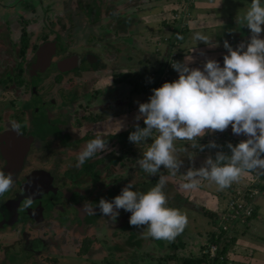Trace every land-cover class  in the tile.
I'll list each match as a JSON object with an SVG mask.
<instances>
[{"label": "flooded vegetation", "instance_id": "obj_1", "mask_svg": "<svg viewBox=\"0 0 264 264\" xmlns=\"http://www.w3.org/2000/svg\"><path fill=\"white\" fill-rule=\"evenodd\" d=\"M3 1L0 172L12 174L13 186L0 197V260L9 252L8 246L41 257L42 264L72 251L79 259L87 244L99 263L106 261L109 250L114 252V244L118 249L133 248L135 253L124 236L107 240V233L122 230L118 228L122 221L124 231L131 228L130 212L121 216L119 210L113 221L98 208L90 211L101 198L112 201L131 181L132 190L139 184L133 183L139 146L132 143L121 150L125 129H116L118 117L108 114L117 105L105 104L108 94L117 92L116 86L113 93L107 86L96 89L98 73L106 77L105 60L111 64L119 53L111 46L126 24L123 13L118 17L117 6L103 7L98 2L94 10L92 2L72 0ZM40 48L44 50L39 55ZM13 122L20 125V135L12 130ZM98 134L112 153L98 152L76 167L78 154ZM28 200L31 204L26 206ZM119 260L115 263L122 264Z\"/></svg>", "mask_w": 264, "mask_h": 264}, {"label": "clouds", "instance_id": "obj_2", "mask_svg": "<svg viewBox=\"0 0 264 264\" xmlns=\"http://www.w3.org/2000/svg\"><path fill=\"white\" fill-rule=\"evenodd\" d=\"M241 23L250 30V39L241 42L235 50L224 41L228 54L223 57V67L214 59H208L203 70L187 66L191 57H186L183 64L173 62L179 78L153 89L149 102L139 104L135 119H143L146 126L141 128L137 123L128 139L140 146L151 138V144L137 160L145 173L155 176L163 166L171 176H176L182 165L175 147L177 141L203 150L197 138L209 132H223L231 126L234 134H243L247 139L235 146L229 143L230 156L218 152L215 160L206 159L205 166L190 168L183 174L185 182L180 187L192 190L201 180H207L224 190L252 172L264 174V38H261L264 6L261 0H251ZM178 39L183 37L178 35ZM193 39L210 47L219 46L200 32ZM11 127L20 135L18 123L13 122ZM210 147H216L215 143H210ZM106 151L108 144L98 134L78 154L76 167L98 152ZM168 179L160 175L156 185L147 192L134 191L129 183L112 201L101 198L90 211L95 213L98 208L102 216L115 221L123 209L131 213V226L146 229L141 233L144 238L171 241L184 230L187 217L179 209L166 206L168 200L163 189ZM12 186V174L0 172V195ZM30 204L28 200L26 206Z\"/></svg>", "mask_w": 264, "mask_h": 264}, {"label": "rangeland", "instance_id": "obj_3", "mask_svg": "<svg viewBox=\"0 0 264 264\" xmlns=\"http://www.w3.org/2000/svg\"><path fill=\"white\" fill-rule=\"evenodd\" d=\"M5 1V0H4ZM3 1V2H4ZM92 2L93 9L95 10L98 3H103L101 6L113 5L117 6L118 12L117 16L119 17V12L123 13L124 18L126 20V24L123 25V29H126L125 35L119 37L118 40L113 41V45L111 48L117 49L119 52L117 55H113L116 57L109 63V60H105L106 62V77L103 74L98 73L100 76L99 80V87L96 89H100L101 86H107L108 90L110 91L115 86L111 83V73H134V72H150L152 74L153 70L157 67V63L168 61L166 58V54L169 51V46L165 45L161 42L160 37L162 36L166 38V34H170L168 32L178 31L179 36L183 33V39L186 38L187 41L193 40V36L196 32H200L204 35L209 36L210 38L214 37L216 39V44L219 46L216 48H224L223 44L224 41L227 40L231 47H236L241 42H247L250 39L251 33L250 30L243 26L241 23L243 15L246 13L248 7L251 4V0H222V7L219 9L218 12L222 13L223 15H227L226 19L228 20V26L225 27H215V28H208L205 30H189L188 31V24L192 18L193 13L188 11V7L186 5L180 4L183 2L182 0H72V2ZM59 2H66V0H59ZM197 2H206V0H197ZM262 6H264V0H261ZM100 5V4H98ZM95 7V8H94ZM227 11V12H226ZM153 14H152V13ZM226 12V13H225ZM151 14L153 18L151 19H144L141 16L144 14ZM140 18L138 19V17ZM121 22V21H120ZM167 24L171 26H167ZM264 27V26H262ZM183 29H186L185 31ZM204 29V28H203ZM4 30V29H2ZM174 33V32H173ZM181 33V34H180ZM261 38H264V33L261 34ZM159 44H156L157 42ZM184 46H186L184 44ZM157 51L159 53H157ZM157 53V54H156ZM97 56L101 60H103V56L101 54L96 53ZM178 60V59H177ZM97 68V66H92V69ZM112 71V72H111ZM110 73V74H109ZM153 76V75H151ZM93 77V76H92ZM89 79H93V78ZM159 78V77H158ZM172 78V79H171ZM179 78V73L176 72L174 75L167 74V80H177ZM87 79V80H89ZM95 81V79H93ZM172 81V82H173ZM142 84L138 85V92H135L133 95H129L130 87L124 84H120L116 86L117 90L114 94H108L107 101L105 104L108 106L113 105L115 103L117 106H113V108L108 110V114L112 117H118L115 121V128L122 127L127 128L129 124L136 123L137 120L135 117L139 113V104L149 102L147 97L141 93ZM111 93L113 91L111 90ZM115 100V101H113ZM131 102V108H135L131 114H127L124 111L127 110V103ZM138 111V112H137ZM122 116L123 120L120 118ZM140 121V120H139ZM38 124V123H37ZM27 130L31 133L30 126L27 127ZM228 134V139H223L222 136ZM224 133V134H223ZM219 136L220 140H217V143H224V144H238L240 141L247 139V137L243 134L236 135L232 132L231 126L223 132H211V134H207V136ZM230 136V137H229ZM205 137V136H204ZM200 140V138H198ZM152 141L146 142L147 145L141 144L136 150L134 156L136 159L142 158L143 151L146 150L147 146L151 144ZM198 145H202L200 142H197ZM181 145V147H179ZM175 147L177 148V156L178 159L182 161V165L176 174V176H171L167 169L163 168L160 169V172L155 176H150L149 174L145 173L137 164V161L134 163V168L138 167V175L134 176L133 183H139L135 186L134 191L138 192H147L149 189L154 187L158 182L159 176L164 175L169 177L166 186L164 187L163 191L166 193L167 196V207L179 209L184 215L187 217V225L184 228L188 232L182 231L179 235H177L171 241L165 240H156L152 238H144L141 233L146 229L137 228L135 226L130 225V229L124 231L125 228H122V223L118 227L122 229L114 230L110 233H107V240L110 241L111 238L114 236L122 237L124 239H129L130 246L134 247L136 250L135 253H132L133 248L128 247H121L117 248L115 245V250L112 252L111 250L108 251V255L106 257V261L98 262L97 258L92 257L94 253L91 255V250L89 249V245L87 244L84 248L86 252H83V255H80L79 259L74 258L73 251L65 253L63 256L57 259L56 257H52V260H47L46 264H117L115 260L119 258V262L122 264H156V260L158 258H162L166 255H170L173 253L172 244L176 242H184L187 244V249L181 251V255L189 256L190 254L194 255L195 250L199 251L200 246L203 245L205 241V234L212 229V225L210 223V218H208V214L214 213L216 214L217 219H219V225H222V222H226L228 220H232L231 216L228 217V204L231 200L228 199V194L224 192V190H220L218 186L210 181L205 183L207 186L205 189L208 191L209 199L213 200L216 203V206L219 207L220 211L214 209V206L209 200L203 197L202 192L203 190L200 188L195 189L191 193L188 194V199H185V196L182 195V199L180 200L178 196H176V188L175 185L171 182L178 180L179 178L181 181H184L183 174H186L187 169L192 163H189L191 159V155H194V161L198 156L202 157V155L207 159L208 150H201L200 147L194 148L185 141H177ZM145 148V149H144ZM186 149V150H182ZM205 159V160H206ZM131 166V167H133ZM205 166V165H203ZM194 169H199L200 167H192ZM145 174V175H144ZM255 175V172L254 174ZM248 176V175H246ZM252 178V177H251ZM142 180V181H141ZM243 180V181H242ZM248 181V180H247ZM238 182L242 184L241 187H244L243 184L247 186L249 182H246L245 179H240ZM132 183V181L130 182ZM145 183L146 185H142ZM251 183H253L251 181ZM170 186L175 189V192L170 189ZM181 190H183L181 188ZM204 191V190H203ZM185 192V191H183ZM8 191L5 192L0 197L7 195ZM213 194V195H212ZM221 196H220V195ZM258 192V199L254 200L253 203H257L260 201L262 205H264V196ZM216 195V198L214 197ZM202 196V197H201ZM189 209V211L187 210ZM218 209V208H217ZM127 211L123 209L120 210V215L125 216ZM219 213V214H217ZM121 219L119 217L118 222ZM129 221V220H128ZM257 221H260L259 219ZM244 220L235 221L233 224L241 230L243 226H247L249 223L244 224ZM128 223H126L127 226ZM232 223H228L225 226L226 230L229 229V226ZM259 227V225H258ZM263 228V227H260ZM259 229V228H258ZM256 232V235L259 236L260 232ZM103 230V229H102ZM136 231V232H135ZM134 232V236L130 233ZM259 232V233H257ZM103 233V231H102ZM261 235H264V230L261 231ZM131 236V237H129ZM117 240V238H115ZM91 244V242H89ZM194 247H190V245ZM128 245V244H127ZM106 246V245H105ZM103 247V249L105 248ZM129 246V245H128ZM2 248H0L1 250ZM9 252L4 256L3 260H0V264H42L41 257H35L28 253L21 252L15 246H8ZM105 250V249H104ZM178 251V252H177ZM180 250H176V254H179ZM113 256H109L111 254ZM35 257V258H34ZM96 259V260H95ZM30 261V262H29ZM36 262V263H35ZM52 262V263H51ZM118 262V260H117ZM165 264H174L171 261H168Z\"/></svg>", "mask_w": 264, "mask_h": 264}, {"label": "trees", "instance_id": "obj_4", "mask_svg": "<svg viewBox=\"0 0 264 264\" xmlns=\"http://www.w3.org/2000/svg\"><path fill=\"white\" fill-rule=\"evenodd\" d=\"M183 2H180V4L186 5L188 7V11L192 12V10L195 8V3H190V0H182ZM167 26H171L169 24H167ZM184 31L186 29H183ZM174 32V33H173ZM173 32H168L170 34H166V38L161 36L160 40L162 43H164L166 46H169L170 48H173L174 50H176L178 52V60L177 62H179L180 58L182 57L183 53L186 52V47L184 46V44L186 42H188L186 40V38L184 39V41H182L181 39H178V35L179 32L178 31H173ZM188 32V31H186ZM119 33L122 35H125L126 33V29H123V26L121 28H119ZM181 34V33H180ZM181 36H183V33L181 34ZM157 42V40H156ZM156 44H159L158 42ZM178 45V47L176 46ZM157 53H159L157 51ZM156 53V54H157ZM169 54H166V58L168 59ZM167 62H158L157 63V67L153 70L152 74L148 71V72H134L132 73H118V74H114L111 76V83L114 86H118V85H127L130 87V91H129V95H133L135 92H138V85L142 84L141 87V93L144 94L148 101H149V97L151 95H153V89H156L157 86L156 84L158 83L159 80V76H161L165 69H166V65ZM177 71L173 69L168 70L169 75H174ZM153 75V76H151ZM172 79V78H171ZM167 80L165 82H172L173 80ZM163 82V83H165ZM163 83H160L158 88L161 87L163 85ZM135 108H131V103L129 102L127 105V110L124 111L125 113H129L130 111H134ZM139 111V110H138ZM143 119H140L139 121V126L141 128L145 127V125L143 124L144 122L142 121ZM136 125H133L130 128H126L124 130V132L121 134L120 138V146H121V150L125 151L127 148H130L132 145V142L129 141L128 137L129 134L133 131L136 130ZM207 135V134H206ZM205 135V136H206ZM223 137L228 138V136L223 135ZM230 137V136H229ZM201 138H204L201 137ZM216 147H210V145L204 144L201 145L203 146V150H208V156L211 157L213 160H215L216 155L218 152H222L225 155L230 156L231 155V150L228 148V144H224V143H216L215 144ZM233 146L237 145V144H232ZM113 150L108 151L109 153H112ZM256 173V172H255ZM254 174V172L248 174V176H250V178L252 177V175ZM252 181V180H251ZM143 185V183H142ZM254 188H258L260 191V194L262 196H264V181H261L260 183H251L249 182V184L245 187H239L237 185H235L234 183H232V185L226 189H224V192L228 194V199L233 201V200H239L241 202H243L245 205H249L250 203L253 206V212L249 217H245L243 215H241L240 217L244 220V224H247V222H249L250 220L253 219V217H255V210H258L257 206L255 203H253L254 200H257L258 197H249L251 191ZM259 194V195H260ZM182 195L180 192H177L176 196H178V198L181 200L182 199ZM220 195V194H219ZM221 196V195H220ZM186 199V197H185ZM230 214H228L229 216ZM208 218H210V223L212 225V229L210 230V232L208 233V238H207V243L208 246L204 247V249L202 248L201 251V256H199V258L197 257H193V256H189L186 258L180 257L178 254H176V250L178 249H183L184 245L183 242L181 241L173 243L172 247H173V253L170 255H166L162 258H158L156 260V264H165L168 261L173 262L174 264H225L227 261V254L228 251L230 249H232V247L234 246V242L236 240V238L234 239L233 237L229 238L228 237V233H230V231L232 230V226L228 229L225 230L223 229V225H228L227 222H222V225H219V219H217L216 214L214 213H210L208 214ZM230 222H235V221H230ZM184 232H186V230H183ZM211 245H215L218 250L216 252L215 256H211L209 254V248ZM207 250V252H203V250ZM178 252V251H177ZM221 258V259H220Z\"/></svg>", "mask_w": 264, "mask_h": 264}, {"label": "crops", "instance_id": "obj_5", "mask_svg": "<svg viewBox=\"0 0 264 264\" xmlns=\"http://www.w3.org/2000/svg\"><path fill=\"white\" fill-rule=\"evenodd\" d=\"M222 5H223L222 0H206V2H196L195 8L192 10V13H193L192 18L188 24V29H187L188 32L189 30H205L208 28H215L218 26L227 28L228 26V20L226 19L227 15H223L222 13L218 12L219 9L222 7ZM151 16H152L151 14L146 13L144 14V16H141V18L151 19L153 18ZM139 18L140 16L138 17V19ZM211 39L214 42H216V39L214 37H212ZM185 45H186L185 46L186 52L183 53L179 62L183 64L185 63L186 57H191L192 58L191 62L187 64V66L190 69L199 68L200 70H203L204 63L208 59H214L218 61L220 66L223 67V57L224 55L228 54L227 49L225 48L210 47L209 45H206L203 42H197L194 39L193 40L191 39L190 41L186 42ZM233 49L235 50L236 47H233ZM207 134H211V132ZM224 135L228 136L226 132ZM179 147H181V145ZM191 150H194V148H192ZM191 156L192 157L189 163H192V165L189 166V169L192 167H202L203 165H205L206 158L203 155L202 157L198 156V158H196L195 161H194V155H191ZM189 169H187V171ZM242 179H245L246 182H251L252 180L250 176H245ZM171 182L175 185L176 194L177 192H180L186 197V199H188V194L194 191L195 189L200 190V188L201 189L204 188L203 189L204 191L200 190L202 194H204L202 196L205 197L207 200H209V202H211L214 206H216V203H218L216 201L214 202L213 200L209 199L208 191L207 189H205L207 187L205 186V183H207V180H201L199 186L192 190H181L180 184L183 183V181H181L180 178L178 180L176 179V181L174 182L172 179ZM234 184L239 187L242 186L240 182H234ZM243 185L245 187L246 184H243ZM170 189L175 192V189L172 188V186H170ZM214 197L216 198V195ZM256 206L258 210H255V217H253L252 220L247 222L249 224L247 226H243L242 230L241 228L238 229L233 223L231 224L232 230L230 231V233H228V237L229 238L233 237L234 239L236 238V240L234 242V246L232 247V249L228 251L227 261L225 264H264V235H261V231L264 230V205H262V203L258 201L256 203ZM214 209H216L217 211H220L219 207L217 206ZM187 211H189V209ZM258 219L260 221H257ZM230 227L231 226H229V228ZM260 227H263V228H260ZM257 229L260 232L259 236H257L255 232L257 231ZM209 232L205 234V241L203 245L200 246L199 251L195 250L196 254L194 255L190 254L189 256H193L197 258L201 256V253H202L201 249L202 248L204 249V247L208 246L207 238H208ZM183 245H184L183 249L182 248L178 249L180 250L178 255L183 258L189 257L187 255L184 256L180 254L181 251H184L185 249H187V244L183 242ZM190 247H194V246L191 244ZM206 251H207L206 249L203 250V252H206Z\"/></svg>", "mask_w": 264, "mask_h": 264}, {"label": "built area", "instance_id": "obj_6", "mask_svg": "<svg viewBox=\"0 0 264 264\" xmlns=\"http://www.w3.org/2000/svg\"><path fill=\"white\" fill-rule=\"evenodd\" d=\"M196 0H190V3H195ZM178 47V45H176ZM168 61L167 62V66L166 69L164 71V73L159 76V80L158 83L156 84L157 88L159 86L160 83H163L165 81H167V74H168V70L173 69L172 64L173 62H177L178 59V52L176 50H174L173 48H170L168 51ZM223 139H225L222 136ZM217 140H220V135L219 136H205L204 138H200V140L197 138V142H200L202 145L207 144L210 145V143L212 142H216ZM243 141V140H242ZM241 142V141H240ZM239 142V143H240ZM261 181H264V174H259V173H255V175H252V182L253 183H260ZM259 189L258 188H254L249 197H255L258 195ZM228 212L231 213L228 217L231 216V221H237L238 220H243L240 216L243 215L245 217H249L252 212H253V206L250 203L249 205H245L243 202L239 201V200H233L228 204ZM227 223H233L230 222V220L226 221ZM226 225H223V229L226 230L225 228ZM218 248L215 245H211L209 248V254L211 256H215L216 252H217ZM221 259V258H220Z\"/></svg>", "mask_w": 264, "mask_h": 264}, {"label": "water", "instance_id": "obj_7", "mask_svg": "<svg viewBox=\"0 0 264 264\" xmlns=\"http://www.w3.org/2000/svg\"><path fill=\"white\" fill-rule=\"evenodd\" d=\"M40 50H41V52L38 53L39 55L43 52L44 48H40L39 51Z\"/></svg>", "mask_w": 264, "mask_h": 264}]
</instances>
